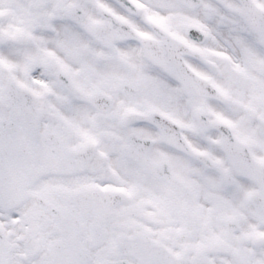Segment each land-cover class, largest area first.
I'll list each match as a JSON object with an SVG mask.
<instances>
[{
	"label": "snow or ice",
	"instance_id": "obj_1",
	"mask_svg": "<svg viewBox=\"0 0 264 264\" xmlns=\"http://www.w3.org/2000/svg\"><path fill=\"white\" fill-rule=\"evenodd\" d=\"M0 264H264V0H0Z\"/></svg>",
	"mask_w": 264,
	"mask_h": 264
}]
</instances>
